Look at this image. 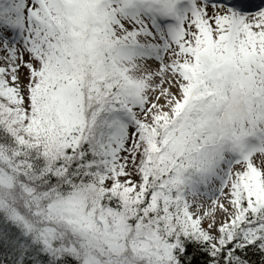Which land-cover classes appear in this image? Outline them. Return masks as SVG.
<instances>
[{"label":"snow or ice","instance_id":"obj_1","mask_svg":"<svg viewBox=\"0 0 264 264\" xmlns=\"http://www.w3.org/2000/svg\"><path fill=\"white\" fill-rule=\"evenodd\" d=\"M0 264H264V0H0Z\"/></svg>","mask_w":264,"mask_h":264}]
</instances>
